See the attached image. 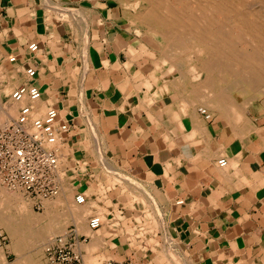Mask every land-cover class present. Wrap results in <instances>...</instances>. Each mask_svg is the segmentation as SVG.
<instances>
[{
    "label": "crops",
    "instance_id": "0c3cea01",
    "mask_svg": "<svg viewBox=\"0 0 264 264\" xmlns=\"http://www.w3.org/2000/svg\"><path fill=\"white\" fill-rule=\"evenodd\" d=\"M55 1L0 0V65L15 74L11 90L35 85L44 112L55 107L70 124L58 142L72 170L69 184L62 183L63 200L86 207L74 223L86 236L84 261L264 264V138L254 134L255 120L235 112L210 119L200 108L185 109L182 96L164 93L160 65L142 38L127 33L120 6L65 0L76 4L73 16L88 20L82 39L73 20L58 18ZM26 66L35 69L33 77ZM85 123L99 145L71 151L85 142ZM222 157L225 167L217 164ZM79 193L86 197L81 206ZM60 207V213L57 207L43 212L53 218L44 222L52 232L74 222L66 205ZM93 215L102 220L95 229L88 226ZM27 243L0 246V256L16 262L10 250L16 249L27 264Z\"/></svg>",
    "mask_w": 264,
    "mask_h": 264
},
{
    "label": "bare ground",
    "instance_id": "6f19581e",
    "mask_svg": "<svg viewBox=\"0 0 264 264\" xmlns=\"http://www.w3.org/2000/svg\"><path fill=\"white\" fill-rule=\"evenodd\" d=\"M131 1L138 9L134 16L126 12L124 16L144 25L152 40L157 43L158 51L166 60L170 72L166 84L169 85V90L176 94V98L182 96L180 99L185 109L192 111L194 103L197 102L226 118L230 114L228 109L231 108L229 112L238 113L245 120L247 117L249 121L250 117L244 108L252 100L260 98L258 94L264 96V0ZM194 52L197 53V60L193 59ZM182 53L186 57H183ZM194 74L197 75L196 78H200L199 82H193ZM14 76L15 74L10 75L8 82L0 84V122L2 123L15 119L20 107L25 104L32 106L33 115L36 116L47 106L41 96L35 101H30L27 97L21 101L13 100L10 97V90ZM237 89L245 95L244 104L241 103L240 106L236 102L232 103L231 93L233 91L237 93ZM177 94L180 96L177 97ZM262 99L264 103V98ZM183 106L181 107L184 108ZM59 121L58 111L57 122ZM247 121H244L245 124ZM253 128L254 134L264 138V127L261 130ZM61 171L58 153V172L60 179L65 181L64 171L62 176ZM3 187L2 185L0 187V226L15 238L24 236L30 242L33 236L28 237V235L33 233L36 235L35 239L45 240L44 231L51 232L53 229L44 226L46 217L44 215L30 217L27 210L28 200L14 193H7ZM64 189L60 190V197L58 194L56 200L50 201L53 200L50 198L44 200L43 207L47 201H50L46 205L45 213L65 204L66 210L72 213L73 223L77 224L86 207L81 208L64 202ZM12 206V210L16 209V212L10 214L7 208ZM35 231L39 234L34 233ZM82 245L84 246L83 243L79 246ZM19 259L16 260L20 262L19 264L26 263L25 260L19 261ZM27 262V264H37L33 256Z\"/></svg>",
    "mask_w": 264,
    "mask_h": 264
},
{
    "label": "built area",
    "instance_id": "2783aa9c",
    "mask_svg": "<svg viewBox=\"0 0 264 264\" xmlns=\"http://www.w3.org/2000/svg\"><path fill=\"white\" fill-rule=\"evenodd\" d=\"M36 43L28 45V50L34 52ZM10 62H15V56H9ZM25 74L31 78L35 75L32 66L25 67ZM38 87L33 84H20L11 92L10 97L21 101L27 97L30 101L40 98ZM200 113H207L199 109ZM58 110L49 107L42 116L33 115L29 104L20 107L15 119L0 122V184L12 191H21L32 200L33 208L43 209L44 200L56 197L61 190L62 181L58 172L59 146L57 141L62 134L70 131L67 120L57 122ZM218 166L226 165L224 157L217 161ZM78 203L86 200L84 194L75 196ZM102 224L100 216L89 218L88 226L98 228ZM8 242L7 234L0 232V246ZM86 242V236L78 234L77 226L69 224L64 233L57 234L43 247L47 264H87L82 256L80 246ZM95 264H127L126 261L104 260Z\"/></svg>",
    "mask_w": 264,
    "mask_h": 264
},
{
    "label": "rangeland",
    "instance_id": "374dc122",
    "mask_svg": "<svg viewBox=\"0 0 264 264\" xmlns=\"http://www.w3.org/2000/svg\"><path fill=\"white\" fill-rule=\"evenodd\" d=\"M63 1V2H62ZM64 1L65 0H56L55 1V3L53 4L52 3V5L56 8V7H58V10H55L58 14H57V16H58V18L60 19V20H73V22H74V25H72V28H74L75 29V31L77 32V35H78V33H80V35H81V38L83 39L84 37H85V34H86V32H87V24L86 25H84V21L86 22V18H84L83 16H75V18H74V16H73V10H75V8L73 7V6H76V4H73V6H68L67 4H65L64 3ZM101 2H106V3H108L109 5H111V6H120L121 8H122V11L124 12V15H125V12H126V14H129L130 16H134L135 15V13H136V11H137V7H135V5H134V2L133 1H131V0H100ZM48 2V1H47ZM134 5V6H133ZM54 10V9H53ZM77 10H81V11H83V12H85L83 9H81L80 7H78V9ZM86 13V12H85ZM63 15V16H62ZM70 15V16H69ZM87 16V15H86ZM66 17V18H65ZM80 17V18H79ZM81 19V20H80ZM88 21V20H87ZM122 22H123V24L122 25H124V27H126L127 28V33L128 34H131V35H134V37H136V38H142L141 39V43H143L144 45H146L147 46V48H150L151 49V55H152V58H154V60L156 61V63H158L159 65H160V70H161V72L159 73V81L160 82H163L164 83V86H162V88H163V91H164V93H166V94H170L172 91H170L169 89L167 90V88L165 87V84H166V79H167V76L169 77V74H170V72H169V70H168V66L166 65V60L164 59V57L159 53L160 51H158V45H157V43L156 42H154L153 40H152V38H151V36H150V34L148 33V31H147V28L143 25H140V24H138V22L136 21L135 22V19H134V21L133 20H131V19H126V18H124V20L122 19ZM129 24V25H128ZM83 35V36H82ZM150 37V38H149ZM83 42V40H81V43ZM139 43V42H138ZM195 54H192V56H193V59L194 60H197V53L196 52H194ZM179 56H181V55H179ZM182 56L183 57H186L185 55H183V53H182ZM191 58V57H190ZM160 59V60H159ZM192 58H191V60H193ZM162 61H164V62H162ZM0 84H2V83H4V82H8L9 81V79H10V72H8L7 70H5V69H2L3 68V66L2 65H0ZM2 69V70H1ZM184 69H186V68H184ZM184 69H183V71H184ZM163 70V71H162ZM6 72V73H5ZM196 74H194L193 75V82L195 83V82H199L200 81V78L199 77H197L196 78ZM163 77V78H162ZM3 78V79H2ZM6 79H7V81H6ZM163 79V80H162ZM19 81V80H18ZM162 84V83H161ZM19 86V85H18ZM16 88V87H15ZM13 90H14V88H13ZM13 90H10V94H11V92L13 91ZM167 90V91H166ZM237 91H238V89H237ZM173 94V93H172ZM231 97H233V101H232V103L233 104H235V102L240 106L241 105V103L242 104H244L243 103V101H244V99H245V95L243 94V93H241V92H237L236 93V91H233L232 93H231ZM258 97H260V98H256V99H254V100H252L251 102H250V104H248L247 105V107L246 108H244L245 110H247L246 112H247V114H248V116L250 117V118H252V120H255V124L256 125H258V126H255L256 127V129L257 130H261L263 127H264V103H263V99H262V97L264 98V96H262L261 94H258ZM6 99H8V96H6ZM194 108H200V109H204L206 112H208V114H209V118L211 119L213 116V118H215V119H218V117H220L219 116V113L217 112V111H212V110H210L209 108H207L204 104H201V103H197V102H195L194 103V106H193ZM235 108V107H234ZM46 109V108H45ZM229 110H231V108L230 109H228V113H231V112H233V111H231V112H229ZM210 111V112H209ZM19 112V111H18ZM45 112L43 111L42 113H40L39 115H37V116H42L43 114H44ZM17 115H18V113H17ZM17 115H16V117H17ZM218 116V117H215V116ZM14 116H15V114H14ZM62 115L60 116V120L62 121ZM254 122V121H253ZM86 125V127L84 128V130H86L87 131V135L86 134H84V136H81L80 138H81V140L83 139V140H85V142H81V143H83V145H81V144H77V143H74V145H73V149H71V151H73L75 148H78V147H82V148H85L87 145H89V144H97V146L99 145V140H100V138H99V136H98V134H97V136L95 137V135H94V129H93V127H92V125H90L91 127H90V129H89V126H88V124L87 123H85ZM257 132V131H256ZM91 136H90V135ZM82 135V134H81ZM81 140H78V141H81ZM58 142H60V141H58ZM58 142H57V144H58ZM58 146H59V151H60V149L62 150V148H61V145H59L58 144ZM65 146H67V145H65ZM61 153V152H60ZM60 153H59V164H60V170H62L61 171V176H62V173H63V171H64V180L66 181V183L67 182H69V180H70V171L72 172V170H68L67 171V169H66V151L64 150H62V153H61V156H60ZM68 163V162H67ZM97 179L99 178L98 176L96 177ZM102 179V175H101V178L100 179H98V180H101ZM62 183H63V181H62ZM69 183H67L66 184V186L68 185ZM64 187L63 186V188H65L64 189V192L65 193H67L68 192V188L67 187ZM0 187H1V184H0ZM2 187H3V185H2ZM5 190H6V192L7 193H9V194H16V195H18V196H20V197H22V198H25V199H27L28 200V203H29V205H28V208H27V210H28V215L30 216V217H40V216H43V212H45V210H46V205H47V203L49 202L50 203V201H53V200H56L57 198L56 197H54V198H50V199H53V200H50V201H47L46 203H45V207H43V210H37L36 208H33V206H32V200H30V199H28L25 195H23V193L22 192H20V191H17V190H15V191H12V190H10V189H7V187L5 186V187H3ZM69 188H70V185H69ZM102 191H103V189H102ZM59 197H60V194L58 195ZM57 196V197H58ZM76 203V202H75ZM77 204V203H76ZM78 205H80V204H78ZM81 206V205H80ZM8 209V211H9V213L10 214H13V211L14 212H16V209H14V210H12L13 209V206L12 207H10V208H7ZM63 208L62 207H60V206H57V208H56V210L60 213V212H62L63 210H62ZM65 209V208H64ZM26 210V211H27ZM30 213V214H29ZM16 216H17V213L15 214ZM13 218V217H12ZM53 218L52 217H50V216H47V218L45 219L46 220V224H49L50 222H52L51 220H52ZM67 224H69V222H66V223H64L63 224V227L60 229V228H58V229H56L54 232H49V231H44L45 233H44V236H45V240L44 239H42V238H37V239H35V234H29L28 235V237H32V239H30V242H29V240H27L24 236H22V237H16L15 238V236L13 237V235H9L8 233H7V231L4 229V228H2L1 226H0V232H2V231H4L6 234H7V237H8V242H10V244H8L7 245V243H6V247H8L9 246V248L11 247H13V246H15V244H16V242H18V243H20L21 242V239L23 240V238H25V240L26 241H28V243L27 244H29L28 245V247L25 249L26 250V252H28V254L30 255L31 254V257L33 256V259L35 260V262L37 263V264H47V262L45 261V258H44V254H43V247H44V245L49 241V240H51V239H53V237L55 236V235H57V234H60V233H64L65 231H64V228L66 227V225ZM47 226V225H46ZM48 227V226H47ZM57 228V227H56ZM49 229H52V227L50 228L49 227ZM39 232H40V230H39ZM39 232L38 231H35L34 233H38L39 234ZM41 236H42V233H41ZM33 240V241H32ZM11 250V252H14L15 254H16V259L15 260H18V258H19V255H20V252H18V250H16V249H10ZM1 258H3V260H4V263L5 264H7V262L5 261L6 259H5V257H3L2 256V254H1V256H0ZM15 256L14 255H10L9 257H8V263H9V261H11V260H13V258H14ZM30 257V258H31ZM175 257H176V254H175ZM177 261V259L175 260V262ZM91 264H92V262L91 261H89ZM94 263V262H93ZM176 264H177V262H176Z\"/></svg>",
    "mask_w": 264,
    "mask_h": 264
}]
</instances>
